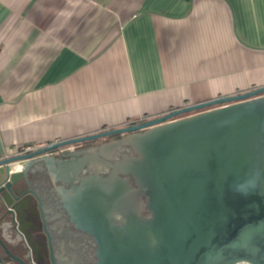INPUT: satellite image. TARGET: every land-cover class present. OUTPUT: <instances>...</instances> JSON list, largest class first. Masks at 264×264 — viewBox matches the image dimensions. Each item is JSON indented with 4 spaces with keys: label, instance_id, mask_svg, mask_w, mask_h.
<instances>
[{
    "label": "water",
    "instance_id": "95a60500",
    "mask_svg": "<svg viewBox=\"0 0 264 264\" xmlns=\"http://www.w3.org/2000/svg\"><path fill=\"white\" fill-rule=\"evenodd\" d=\"M119 135L93 156L74 150ZM123 146L137 156L106 160ZM93 160L112 172L81 176ZM45 169L70 221L95 238L94 264H264V86L27 154L1 145L0 264H37L27 261L40 236L13 218L41 215L46 226L31 186Z\"/></svg>",
    "mask_w": 264,
    "mask_h": 264
},
{
    "label": "crops",
    "instance_id": "0c3cea01",
    "mask_svg": "<svg viewBox=\"0 0 264 264\" xmlns=\"http://www.w3.org/2000/svg\"><path fill=\"white\" fill-rule=\"evenodd\" d=\"M260 86L264 0H0V158Z\"/></svg>",
    "mask_w": 264,
    "mask_h": 264
},
{
    "label": "flooded vegetation",
    "instance_id": "af4514ba",
    "mask_svg": "<svg viewBox=\"0 0 264 264\" xmlns=\"http://www.w3.org/2000/svg\"><path fill=\"white\" fill-rule=\"evenodd\" d=\"M120 138L121 136L119 135L97 143L83 144L75 147L74 150L81 152L82 155L93 156L100 150L103 144L111 141H118ZM124 154L137 156L131 147L123 146L117 150L106 151L105 158L109 162L115 163L122 159ZM112 170L110 166L93 160V162L86 166L81 176L94 174L96 172L103 176H107ZM121 176L126 178L134 187H137L131 175ZM31 182L32 189L38 191L43 198L44 218L47 223L46 226L42 223L41 215H33L30 218L16 215L13 218V223L26 232L31 234L37 231L36 236H40V242L43 245L38 246L36 241L31 243L34 249L32 250L33 256L31 259L29 258L27 262L31 263L34 261L37 264H94L96 261L95 252L98 248V244L92 235L77 229L70 221L68 213L62 209L60 205V195L57 188H55L51 182L49 172L47 170H36ZM143 201L146 203L145 196H143ZM143 215L147 217L151 216L146 208H144ZM45 231L50 238L47 237ZM41 256L44 257L42 258Z\"/></svg>",
    "mask_w": 264,
    "mask_h": 264
},
{
    "label": "built area",
    "instance_id": "2783aa9c",
    "mask_svg": "<svg viewBox=\"0 0 264 264\" xmlns=\"http://www.w3.org/2000/svg\"><path fill=\"white\" fill-rule=\"evenodd\" d=\"M45 146H48V145L24 144V145H21L20 147H18L16 149V152L13 155L27 154V153L33 152V151L38 150L39 148H42V147H45ZM59 153H60V150L59 151H55L53 154L58 155Z\"/></svg>",
    "mask_w": 264,
    "mask_h": 264
}]
</instances>
